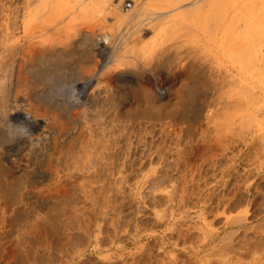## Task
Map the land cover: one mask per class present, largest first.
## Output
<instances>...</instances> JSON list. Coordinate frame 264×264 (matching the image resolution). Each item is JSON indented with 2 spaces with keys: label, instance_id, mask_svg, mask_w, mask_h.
Masks as SVG:
<instances>
[{
  "label": "rangeland",
  "instance_id": "obj_1",
  "mask_svg": "<svg viewBox=\"0 0 264 264\" xmlns=\"http://www.w3.org/2000/svg\"><path fill=\"white\" fill-rule=\"evenodd\" d=\"M110 1H106L109 8L113 6L112 3L115 0ZM164 1L166 2V0H147V4L152 9L162 3L165 5ZM248 1L217 0L215 3L214 1L209 3L202 12L198 11V13L193 8L188 9L186 17L183 20H171L172 27L168 25L166 31L161 30L159 32L161 36L156 32L159 37L155 47H151L152 53L150 47L143 48L142 43H138V47L141 45L140 49L138 48L141 52H138V64L141 62V65L138 67L145 65V68H141V72L138 73V87L129 89L133 95L136 94L134 95L136 98L133 99L135 102L128 106L129 108H125V111L127 109L126 117L137 116L134 117V123L131 118H128L129 122L127 121L126 126L129 127L127 130L134 134L133 145L137 141L135 138H138V143L135 142V147L132 145L136 149L134 151L131 147V153L129 152L127 157L125 153V155L121 154L123 159L121 160H125L126 168L128 170L132 168L129 174L132 175V170H136L131 177L132 180H136L133 177L138 176V182L136 181L138 205L132 203L131 194H126L122 205H114L115 207L82 204L74 205L73 209L72 205H60L61 202H58L56 204L58 206L55 205L57 209L52 212L54 216L56 215L55 217L51 213L52 209L48 211L53 217L47 221L50 226L41 227L40 235L38 239H35L28 234L27 226H25V221L28 217L27 221H29L32 215L25 220L21 218L22 220L17 222L23 226L22 228L13 222L16 217L14 215L17 214L15 208L24 204L28 208L29 204L24 201L19 204L11 197L4 199L5 195L0 192L3 200L0 199V264H70L65 251L86 248L89 238H93L100 230L99 236L104 243L103 246L105 244L109 246V243L114 240V231L110 225L114 208L119 211V219L121 217L119 227L123 235L121 234L119 254L116 253L117 255L107 258L111 264H264V14L260 9L262 8L264 13V6L262 7L264 0ZM139 2L141 3V0L137 2L133 0L127 5L134 7L140 4ZM149 9L147 7V12L144 9L141 15L148 14ZM127 10L131 11L132 8ZM101 18L95 21L101 24V21L104 22ZM96 22L93 26L96 29L98 25L96 34L104 31L102 29L105 26L107 28L109 26L111 30L115 23L110 20L106 25L104 23L105 26L103 24L101 26ZM183 22L190 25L191 29L195 28L193 30L198 33L193 32ZM149 29V35H152L155 30L152 31L151 26ZM175 35L180 37L176 38ZM196 39L197 42L194 43ZM223 39L226 44L222 42V45ZM165 40L168 41L166 44ZM180 40L183 44L179 42ZM176 41L178 42L173 44ZM191 42L194 44L190 45ZM172 44L173 47L170 46ZM168 46L171 49V56L174 57L170 63L173 67L169 65L172 69L168 68L170 69L169 83L164 79L163 56L160 55L161 50ZM173 48L179 49L180 53L175 52ZM230 50L235 52V56L232 55L233 53L228 56L232 52ZM177 54H180L179 58ZM151 56L154 58L152 59ZM27 57L29 58V55ZM149 60L152 63H149ZM26 61L28 59L24 60ZM71 67L69 72H75V66ZM154 68L157 73L152 71ZM73 72H71L72 75L69 73V76L76 75ZM16 77L13 85L16 88H13L15 93L12 98L19 107L21 102L25 105L30 99H27V96L18 95L19 86L22 84ZM73 78L70 80L74 84L77 79L75 76ZM159 84H164L165 97L156 95V86L158 87ZM40 87L36 90L38 93L36 98L41 96L39 93L42 91L45 95L41 93L42 99L45 100L49 95L46 93H49L52 88L47 90L48 88ZM193 87L197 94L195 98L188 95L190 88ZM51 91L55 94L51 97L56 99L54 102L60 101L63 106L66 104L65 101L68 103V96L64 95L65 98L62 96L61 100L57 92ZM40 98L38 101L41 100ZM75 110L77 113V109L71 112L74 116ZM11 144L7 140L1 142L3 153L0 158L6 161H4L5 164L19 167V170H16L17 173L14 171V178L8 181L11 182L13 179L15 183L11 184L17 185L16 174L20 175L24 165L30 166L31 159L28 156L26 158L24 155V153L27 154L26 152H23L21 156L12 154L16 149L11 151L12 153L8 152ZM53 167L51 173L56 170ZM47 176V174L44 175V181H40L41 185L31 184V188L30 186L23 188L22 193L31 191V194H36L38 191H50L45 194H56L62 186L58 187L54 184V176H52L54 178ZM48 180L52 182L49 183ZM52 183L53 187L50 185ZM45 185H48V189L51 190L47 189V191ZM52 191L54 193H51ZM29 212L33 214L34 210ZM67 227L70 228L68 232ZM109 239L110 242H108ZM45 244L47 245L43 249ZM60 244L61 247L65 245L64 251ZM104 257L106 258L103 256L101 259ZM82 259L85 263L94 264L98 256L90 252Z\"/></svg>",
  "mask_w": 264,
  "mask_h": 264
},
{
  "label": "bare ground",
  "instance_id": "obj_2",
  "mask_svg": "<svg viewBox=\"0 0 264 264\" xmlns=\"http://www.w3.org/2000/svg\"><path fill=\"white\" fill-rule=\"evenodd\" d=\"M0 1V144L3 140H7L8 142L12 143L11 147L8 145L10 149H6L8 152L16 149L15 152L13 151V153H11L17 154V156H21L23 152H26L27 154L24 153L26 158L28 156L31 159L30 166L27 164L24 165L22 172L19 171L20 175L18 176L19 173L16 174L17 179L16 177L15 179L17 185L15 184V186L11 184L15 183L13 179L11 182L8 181L11 178H14V171L19 170V167L13 164H5V160L0 158V192L6 196L5 197L3 195L4 199H10L11 197L14 202L18 201L19 204L24 202L29 204L28 208L26 207L27 205L25 206V204L15 208L17 214L14 215L16 217H14L15 220L13 219V222L17 223L21 218L25 220L29 215H32L29 221H27L29 217L25 221V226H27L28 234L33 236V238L38 239L41 227L46 225L50 226L47 221L49 219H53V217L50 215V212L48 213V211L52 209L51 213L54 212L53 210L57 209L55 205L58 202H61L60 205H72V208L74 205L77 206L82 204L114 206L122 205L124 202V196L126 194H131L134 197H132V203L138 205V184L136 183V181L138 182V176L136 175L137 178H135V176L133 177L136 180H132L131 177L134 175L136 170H132V175L131 173L129 174V170L132 168L130 166L129 170L126 168L125 160L122 161L123 159L121 156L122 153H125L127 157L130 150L135 147V142L138 143V138H135L134 136L137 141H135L133 145L132 136L134 134L132 135L130 130H127L129 127L126 126L127 121L129 122L128 118L131 117L128 115V117H126L127 109L125 111L126 107L133 105L135 102L133 99L136 94H134V96L133 93L129 91V89L138 87V73H140L141 70L145 68V65L141 67L142 69L138 67V65H141V60L138 64V48L140 49L141 46L139 45L138 47V43H142L143 48L147 49L149 47L151 49L152 46L155 47L158 40L157 38L159 37L158 33L161 30L166 31V26L168 25L172 27L171 25H173V23L170 25L171 20H183V18L186 17L185 14L187 13L188 9L193 8V10L197 11V13L198 11L202 12L209 3H212L213 1L215 3L217 0H166V2L164 1L166 3L165 5L162 3L157 8L154 7L155 9H151L148 6L147 0H141V3H136L137 5L134 7L133 5L128 6L133 0H115L112 3L113 6L111 5L112 7L110 8L107 7V0ZM108 1L111 2L110 0ZM263 4L262 7L264 6ZM147 7L148 9L150 8V11L148 10V14L143 13L141 15L142 11L144 12V9H146L145 12H147ZM127 8H132V10L129 11ZM260 9L262 14H264L263 9ZM248 14L250 15V13ZM100 17H102L101 20H104L103 23L100 20L101 24L104 25L105 23L106 25V23L111 20L115 22V25L111 24L113 26L111 30L109 29V26L107 28V26L104 25V29L101 27V29L104 31L100 29L102 32L97 31L99 34H96L95 30H97L98 25L96 29L93 28V26L95 25L94 22H96ZM255 22L256 21H254V23ZM231 23L234 25L233 22ZM185 25H187V23ZM149 26L152 27V31L155 30L152 35H149ZM105 28H107L108 31ZM189 28L191 29V27ZM193 29L195 28H192L191 30L195 32ZM189 32H187V34ZM161 33L165 34L163 32ZM181 33H183V31ZM195 33L197 34L198 32ZM184 35L186 34H183L182 36ZM179 37L176 36V38ZM186 38L188 37L186 36ZM197 39L193 42H197ZM224 39L226 40L225 37ZM224 39L221 41L222 45V42H225ZM166 41L167 40L164 42L165 44ZM168 41H170V39ZM177 42L178 41L173 44H176ZM179 42H181V40ZM181 43L183 44V42ZM194 43L190 45H193ZM173 44L170 46L173 47ZM185 44L188 45L189 43L185 42ZM224 44H226V42ZM170 46L161 50L160 54L163 56V69L165 71L164 79H166L167 83L170 82L169 70L172 69L169 67V65L172 66L170 63L172 58L174 60V57L171 56L172 53ZM42 48H44V50H39ZM233 49L236 50L235 48ZM178 50L176 49L175 52ZM232 53L233 51L229 53L228 56H230ZM234 53L232 55H234ZM27 55H29V58ZM173 55H175L174 52ZM177 55L179 58L180 54ZM154 57L151 56L152 59ZM140 58H142L141 54ZM25 59H28V61L24 62ZM150 60L149 63H152ZM71 66H75V72L71 71L76 74H73L77 79L76 81L74 80V84L71 81L74 79V76H69V73L71 74V72H69ZM168 68L170 69L168 70ZM152 71L155 73V68L152 69ZM226 73H228V71ZM15 77L19 79L22 84L19 86L20 88L17 92L18 95L21 94V96L24 95L27 96V99H30L25 105H23L21 102L19 107L18 105L16 106L17 103H14L15 100L13 101L12 98L13 93H15V91L13 92V88H16L13 87ZM40 86L48 88L47 90L52 88L51 90H53L55 93L57 92V95H60V99L64 95L68 96V103L65 101L66 104L63 106L61 105L60 101V104L58 102H54L55 98L53 99L51 97H54L55 94H52L51 90L49 93H46L47 95L49 94L48 97L47 95L46 97L47 99L51 98L50 100L47 101V99H42L44 93L40 91L43 93V95L39 93L41 95V98H39L42 101H38L39 98H36V94H38L36 90H39ZM189 93L190 94L188 95H190L191 98H195L197 95L195 94L194 87L190 88ZM156 95L158 97H165L166 93L164 91V84H159L158 87L156 86ZM16 96H14V98H16ZM66 96H64V98ZM136 104H138V102ZM136 108L138 107L136 106ZM74 109L78 110V114L75 110V116L71 113ZM133 118L131 119L134 123L135 118ZM132 120H130L131 125ZM134 129L135 128H133V130ZM136 132L134 133L136 134ZM4 144L6 146L5 141ZM132 145L134 147H132ZM135 149L136 148H134V151ZM2 153L3 152L0 145V157L2 156ZM19 162L21 163V161ZM52 164L53 166L55 164L54 167L56 169L53 173L50 172L53 167ZM129 165H131V163ZM135 166H132L133 169ZM46 174L48 175L47 177L54 176L55 178L52 177L54 178V184H56L58 187L62 186V188L59 190L56 189V194H51L54 193L53 191L55 189L50 193L51 195H47L45 194L46 191H38V187L37 191L39 193L37 192L36 194H31V191L30 193H24V191L22 193V190H24L26 187L30 186L31 188V184L41 185L42 182L40 181L43 180L44 175ZM51 182L49 181V183ZM48 185H45L47 187L46 190L49 187ZM50 185L53 187V183ZM56 185H54V187H57ZM49 192L50 191L46 193ZM0 199L2 200L1 196ZM52 206L55 208L53 209ZM32 210H34L33 214L29 212ZM118 212V209L114 208L113 216L110 220V225L114 231V240L112 239V243H109V246L107 244L103 246L104 243H102L103 241L99 236L101 230L99 233H97V235L93 233L95 236L93 238H89L86 248L82 249L80 247L70 249V251L66 250V254L62 252L65 254V256L67 255V258H69V260H67L69 261L68 263L88 264L85 263V260L83 261L82 258H84L87 253L91 252L92 255L98 256V260H96V263L94 264H109L110 260L108 261L107 258L114 256L116 253L119 254L121 250L120 245L122 242V233L120 232L119 227V220L121 217L119 219ZM52 215L54 216L53 213ZM69 215L71 216V214ZM4 218H6V216ZM19 224L17 223L18 226H21V224ZM83 226L85 227V225ZM22 227L23 226H21V228ZM66 229L68 232L70 228L68 229L67 227ZM72 230L75 231L73 228ZM111 232L110 234L113 235ZM108 242H110V239ZM46 245L47 244L44 245L43 249H45ZM106 245L108 247H106ZM64 246L65 245H62L61 247L60 244V247L63 248V251ZM60 250L62 251V249ZM103 256H106V258L104 257V259H101Z\"/></svg>",
  "mask_w": 264,
  "mask_h": 264
}]
</instances>
